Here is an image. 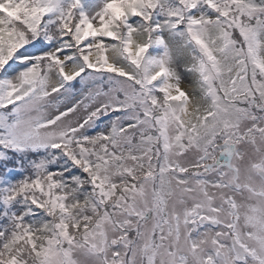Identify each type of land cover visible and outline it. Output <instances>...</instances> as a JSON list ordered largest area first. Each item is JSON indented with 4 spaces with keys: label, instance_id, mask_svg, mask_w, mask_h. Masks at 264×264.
Returning <instances> with one entry per match:
<instances>
[{
    "label": "snow or ice",
    "instance_id": "6c2138e0",
    "mask_svg": "<svg viewBox=\"0 0 264 264\" xmlns=\"http://www.w3.org/2000/svg\"><path fill=\"white\" fill-rule=\"evenodd\" d=\"M0 264H264V0H0Z\"/></svg>",
    "mask_w": 264,
    "mask_h": 264
}]
</instances>
